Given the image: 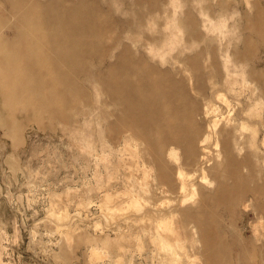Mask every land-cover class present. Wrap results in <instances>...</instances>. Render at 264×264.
Instances as JSON below:
<instances>
[{
	"label": "rangeland",
	"instance_id": "rangeland-1",
	"mask_svg": "<svg viewBox=\"0 0 264 264\" xmlns=\"http://www.w3.org/2000/svg\"><path fill=\"white\" fill-rule=\"evenodd\" d=\"M65 1L75 4L76 15L82 14L97 33L75 72L118 79L121 71L108 74V65L128 63L142 70L139 77L148 71L151 79L177 91L172 98L180 99V113L190 104L187 119L197 123L196 147L199 138L210 137L208 169L256 161L260 170H240L252 191L227 193L233 206L200 203L202 193L217 194L218 184L230 187L221 177L209 188L196 180L197 187L180 193L176 164L189 174L194 157H188L187 144L176 157H167L171 144L185 141L177 130L182 119L172 116L175 106L170 104V114L161 112L171 119V131L159 136L166 140L160 154L171 170L168 183L151 147L118 127L121 110L92 78L72 89V105L65 111L34 115L25 106L10 117L8 107L1 106L0 264H229L235 238L240 255L261 257L264 238L259 242L254 230L259 231L256 209L264 201V0ZM109 30L116 41L104 37ZM115 42L127 46L130 57L121 46L110 57ZM60 113L65 118L56 116ZM243 123V134L235 132L239 147L232 138L217 142ZM195 214L199 224L192 220Z\"/></svg>",
	"mask_w": 264,
	"mask_h": 264
},
{
	"label": "bare ground",
	"instance_id": "bare-ground-1",
	"mask_svg": "<svg viewBox=\"0 0 264 264\" xmlns=\"http://www.w3.org/2000/svg\"><path fill=\"white\" fill-rule=\"evenodd\" d=\"M61 1L3 0L4 13L0 15V107L7 106L10 117H13V113L19 110L18 107L25 106L31 107L34 115H39L40 112L43 113L44 111H65L72 105V98L69 93L87 77L88 71L81 69L77 73L74 66L77 62H84V51L92 41L95 28L91 23L84 21V16L78 11L76 15L77 7L75 4L70 2L66 4L65 0ZM81 3L82 0L79 4ZM78 7L80 11V6ZM127 28L128 31L125 33L128 35L132 26L128 25ZM113 34L114 32L109 30L105 32L104 37L107 41H116ZM130 41L131 44L134 42L132 39ZM119 46L123 47L124 54L130 57V51L127 46L121 45V42L112 44L110 57L113 56V50ZM108 67L110 68L108 74H112L115 69L121 71L120 78L116 79L108 75H99L93 78L92 75H89L87 80L92 78L95 83L104 87L107 97L110 98L115 107L121 110L122 113L120 112L118 117V127L131 130L151 147L155 155L154 164L157 163L155 165L164 181L169 183L172 174L169 167L164 165L160 154L166 140H159V136L164 129L171 131V119L165 118L161 112L165 110L167 114H170L168 108L172 104V107L175 106L174 111H176L172 114L173 118L182 119L183 123L177 127V130L179 128L184 132L185 141L177 139L174 144H171L173 147L167 150V157L170 159L171 156H175L176 151L181 149L183 144L188 146V157H194L189 174L183 172L182 163L176 164L174 179L177 190L181 193L197 187L196 180L205 188H209L215 182L214 179L221 177L227 182L230 181V187L224 190V186L218 184L217 194L213 198L209 194L202 193L200 200L201 204L213 202L217 206L232 205L226 197L229 192L242 195L252 191L250 187L244 184L246 183L245 178L240 170L251 167L253 174H257L260 166L256 161L253 165H250L248 161L243 163L237 161V164L230 165L228 169H220V165H215L212 169L207 168L211 159L208 158L210 154L206 150V143L210 137L199 138L197 142L199 150H197L196 139L198 134L193 130L197 123L190 125L188 120L191 119H187L190 104L182 105L186 111L180 113V99L172 98L178 95L176 94L177 91L174 94L172 88H167V84L162 83L161 79L156 80L155 77L151 79L148 71L144 72L146 74L144 77H139V71L142 70L134 67L132 63H128L127 67L122 65L119 67L108 65ZM78 75L79 79H77ZM134 76L139 77L138 80L129 82V78ZM159 98L162 99L159 100ZM192 112L194 119L197 114L196 107L192 108ZM214 112V117L220 116L218 112ZM56 116L65 118L63 113ZM216 120L214 119L211 123L214 129L218 125ZM10 122L13 123L12 120ZM240 126L241 128L237 131L231 129L228 136L218 137L217 142L219 143L225 138H232L233 145L239 147L238 138L240 139V137L236 133L242 135V130L246 129L244 123ZM224 132L222 129L220 135ZM238 152L241 151L238 149ZM177 160L178 158H175V163ZM249 172L248 169V174H246L251 176ZM189 175L193 176L194 180L187 182L186 176ZM185 202L183 201V204ZM256 212L260 226L258 227L259 231L255 228L254 235L260 237V242L264 238V201L256 209ZM192 220L198 224L201 221L196 214ZM164 244L162 248L166 246ZM205 245L207 246L208 243L205 242ZM247 247L250 249L252 246L247 243ZM167 249L170 248L167 247ZM241 249L240 241L236 238L233 239L230 244L229 264H253L250 263V259H257L255 260L257 261L256 264H264V248H261V257H257V254L251 258L240 255L239 250Z\"/></svg>",
	"mask_w": 264,
	"mask_h": 264
}]
</instances>
